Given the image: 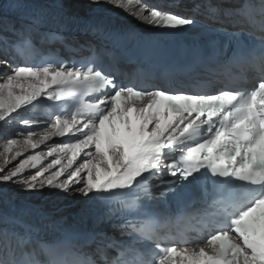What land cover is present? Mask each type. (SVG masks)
<instances>
[{
    "label": "snow or ice",
    "instance_id": "obj_1",
    "mask_svg": "<svg viewBox=\"0 0 264 264\" xmlns=\"http://www.w3.org/2000/svg\"><path fill=\"white\" fill-rule=\"evenodd\" d=\"M107 2L159 27L185 29L204 24L222 39L207 34L208 42L194 63L167 74L164 87L154 83L138 86V77L143 75L139 66L125 83L115 65H99L92 45L72 49L76 53L90 51L92 57L56 58L27 66L13 64V58L5 53L0 65L11 71L0 81V121L19 109L27 110L41 96L52 101L54 109L58 107L55 102L72 98L74 108L70 114L54 113L38 140L33 139L34 131L20 134L23 144L7 139L0 150L4 165L53 136L75 139L52 145L46 155L53 156L58 150L61 155L30 179L22 173L26 166L37 168L44 153L29 155L7 173L0 166V181L20 183L28 190L47 184L64 192L70 190V184H81L72 190L83 196L111 199L128 193L139 201L155 200L149 181L169 175L176 177L172 183L191 190L202 205L189 215L205 218V235L191 241L161 235L158 221L143 204L134 202L125 206L139 219L112 224L130 238L127 241L103 231L65 229V239L49 244L35 240L29 225L12 221L14 226L0 228V264H43L37 247L49 264H174V260L182 264H264V0H233L227 7L206 0L196 6L204 9L202 20L142 0ZM25 29L27 35H18L25 47L32 49V29ZM42 43L71 47L55 33L43 34ZM12 47L22 51L17 44ZM232 67L253 69L258 74L255 83L250 88L233 87L228 71ZM201 75L223 76L224 87L215 95L169 91ZM21 123L30 126L27 119ZM81 153L86 158L73 168ZM56 166H60L58 171L38 180ZM66 171V181L54 182ZM82 171L85 176L75 179ZM111 220L109 214L97 222ZM164 243L169 246H162ZM177 243L192 246L178 248ZM92 245L96 259L83 253ZM61 249L69 250L73 258L59 259ZM108 250L114 255L109 256Z\"/></svg>",
    "mask_w": 264,
    "mask_h": 264
},
{
    "label": "bare ground",
    "instance_id": "obj_2",
    "mask_svg": "<svg viewBox=\"0 0 264 264\" xmlns=\"http://www.w3.org/2000/svg\"><path fill=\"white\" fill-rule=\"evenodd\" d=\"M50 4L59 6V7H67L69 9L76 8H89L92 5V0H43ZM135 3V2H134ZM103 8H107L118 13L119 16L124 17L128 21L131 22H142L144 20L138 18L133 15L130 11L125 8L119 7L113 3L107 2V0H101L100 3H94L91 9L85 10H74L75 12H93L96 10H100ZM65 9V8H63ZM66 9V10H69ZM72 11V10H69ZM147 15V13H145ZM11 68L8 66L0 65V81H3L6 78V75L9 74ZM25 87H27L28 81L25 80ZM19 91V90H17ZM43 106L41 97L37 100L33 101L32 105L27 106V110L19 109L18 113H12L11 116L7 117L5 121H0V150H3L5 142L7 139H17L23 144L24 136L20 135L21 133H26L27 131H34L37 133L36 136L33 137L34 140H38L41 136H43L46 130L49 127L50 122H46L43 119H38V112L40 111V107ZM23 119H27L30 121V126H25L21 123ZM58 138V139H57ZM60 136H53L50 139L41 143L38 148L31 149L28 148L27 151L23 153L21 156H17L10 160L7 165H4L3 157H0V166H3L5 169V173L9 170L17 166L23 159H26L29 155H33L36 153H44L45 155L42 157V162L37 165V168H32L30 166H26L24 172L22 173L23 178H29L31 175H34L37 170H43L50 163L51 160L57 158L59 150L53 156H47L46 153L48 149L55 144L64 143ZM86 151H91L88 149ZM11 155V154H9ZM86 158L84 153H81L77 158L76 162L73 164V168L77 167L84 159ZM66 163V157L62 161ZM60 166H56L51 168L48 172H45V177L38 178L45 179L52 172L58 171ZM70 171V170H69ZM3 173H0L2 175ZM85 173L82 171L80 177L75 179H80L84 177ZM68 178V172L66 171L64 175L58 177V179L54 182H63ZM15 179V178H14ZM81 184H70V190L68 192H64L62 189L49 187L45 184L44 187H37L35 190H28L24 187L23 184L14 183V182H3L0 181V196L4 198L8 203L13 205L15 208H18L27 212H34L40 215L54 217L59 215L48 214L47 212H58V213H66L68 211H73L78 208L85 200L91 197L93 194H89V196H83L79 192H76L72 189L79 188ZM64 213V214H65ZM63 215V214H62ZM0 218H2L0 216ZM1 228V226H0Z\"/></svg>",
    "mask_w": 264,
    "mask_h": 264
},
{
    "label": "rangeland",
    "instance_id": "obj_3",
    "mask_svg": "<svg viewBox=\"0 0 264 264\" xmlns=\"http://www.w3.org/2000/svg\"><path fill=\"white\" fill-rule=\"evenodd\" d=\"M93 4H94V3H92V5H91L89 8H76V9H69V8H67V7H63V8H65V9H69V10H72V11H74V10H85V9L88 10V9H91V7L93 6ZM75 13L87 14L88 11H87V12H86V11H85V12H82V11H81V12H75ZM57 139H58V138H57ZM0 197H1V196H0ZM1 198H2V197H1ZM68 212H70V211H68ZM47 213H48V214L50 213V214H53V215H62V214H64L65 212H64V213H58V212H54V213H52V212L49 211V212H47ZM66 213H67V212H66Z\"/></svg>",
    "mask_w": 264,
    "mask_h": 264
},
{
    "label": "water",
    "instance_id": "obj_4",
    "mask_svg": "<svg viewBox=\"0 0 264 264\" xmlns=\"http://www.w3.org/2000/svg\"><path fill=\"white\" fill-rule=\"evenodd\" d=\"M80 207V206H79ZM78 210V208H76L75 210H73V211H70V212H67V213H65V214H74L76 211Z\"/></svg>",
    "mask_w": 264,
    "mask_h": 264
}]
</instances>
